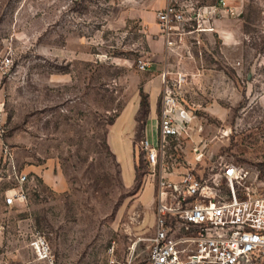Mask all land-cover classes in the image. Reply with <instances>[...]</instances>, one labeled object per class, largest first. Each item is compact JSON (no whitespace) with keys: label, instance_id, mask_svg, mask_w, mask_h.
I'll use <instances>...</instances> for the list:
<instances>
[{"label":"rangeland","instance_id":"rangeland-1","mask_svg":"<svg viewBox=\"0 0 264 264\" xmlns=\"http://www.w3.org/2000/svg\"><path fill=\"white\" fill-rule=\"evenodd\" d=\"M230 4L236 16H216L214 31L172 52L158 31L161 0H0L4 261L35 264L28 246L40 234L58 264H148L158 169L140 143H158L166 73L187 78L185 162L200 175L240 167V197L264 196V0ZM13 166L29 176L28 200L8 208Z\"/></svg>","mask_w":264,"mask_h":264},{"label":"built area","instance_id":"built-area-1","mask_svg":"<svg viewBox=\"0 0 264 264\" xmlns=\"http://www.w3.org/2000/svg\"><path fill=\"white\" fill-rule=\"evenodd\" d=\"M231 1L217 0L213 6L196 8L166 0V6L157 13L158 31L166 48L176 52L187 35L214 31L211 22L216 16H236ZM4 63L9 65L11 59ZM139 66L148 68L143 61ZM167 74L158 143L146 137L140 143L148 165L158 169L156 230L148 264H264V196L252 197L245 191L246 197H240V185L249 175L240 167L220 165L218 171L200 175L185 162L181 151L193 117L180 102L179 88L187 78ZM3 154L6 164H11L7 147ZM13 170L18 185L6 194L4 204L8 208L28 200L29 176L18 174L15 166ZM28 247L35 264H58L43 235H35Z\"/></svg>","mask_w":264,"mask_h":264},{"label":"crops","instance_id":"crops-1","mask_svg":"<svg viewBox=\"0 0 264 264\" xmlns=\"http://www.w3.org/2000/svg\"><path fill=\"white\" fill-rule=\"evenodd\" d=\"M162 2H163V8L166 6V0H161ZM0 158H1V156H0ZM37 171V170H36ZM34 172V173H36V175H38V172ZM19 205V204H18ZM1 227V226H0ZM2 228H0V244L2 245L3 243H5V241H6V237L4 236V232L1 230ZM3 252V251H2ZM0 253V264H21V262L19 261V262H16L15 260H13V261H15V262H11V261H4V259H3V257H4V254L3 253ZM3 259V260H2ZM31 263V262H30ZM29 263V264H30ZM32 264V263H31Z\"/></svg>","mask_w":264,"mask_h":264}]
</instances>
